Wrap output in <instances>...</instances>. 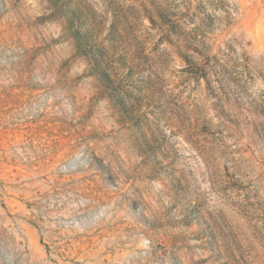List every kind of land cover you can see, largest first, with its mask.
Wrapping results in <instances>:
<instances>
[{"label": "rangeland", "instance_id": "1", "mask_svg": "<svg viewBox=\"0 0 264 264\" xmlns=\"http://www.w3.org/2000/svg\"><path fill=\"white\" fill-rule=\"evenodd\" d=\"M0 264H264V0H0Z\"/></svg>", "mask_w": 264, "mask_h": 264}]
</instances>
